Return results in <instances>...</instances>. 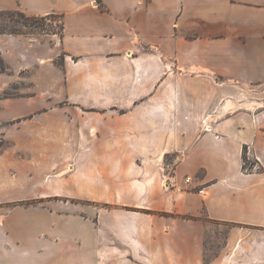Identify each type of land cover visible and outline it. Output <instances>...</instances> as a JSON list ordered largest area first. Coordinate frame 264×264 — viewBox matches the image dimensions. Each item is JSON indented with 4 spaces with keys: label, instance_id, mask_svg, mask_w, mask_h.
<instances>
[{
    "label": "crops",
    "instance_id": "0c3cea01",
    "mask_svg": "<svg viewBox=\"0 0 264 264\" xmlns=\"http://www.w3.org/2000/svg\"><path fill=\"white\" fill-rule=\"evenodd\" d=\"M13 8L61 33L0 35V142L25 174L8 181L37 190L11 200L47 217L0 222V264H264V97H241L264 92V0H0Z\"/></svg>",
    "mask_w": 264,
    "mask_h": 264
},
{
    "label": "rangeland",
    "instance_id": "374dc122",
    "mask_svg": "<svg viewBox=\"0 0 264 264\" xmlns=\"http://www.w3.org/2000/svg\"><path fill=\"white\" fill-rule=\"evenodd\" d=\"M13 10H21L19 8H13ZM47 18V20H46ZM46 18H42L39 21V24L36 25V27L33 28H29V27H24L22 28L23 31H26L28 33H26V36L31 37V38H37L41 41H45L44 39H49L48 41H45L47 46L50 48L53 46L52 44V40L50 39V37H52V35H54V37H57L56 35H59L61 33V17L59 15H47ZM16 19H19L20 21H23V18L20 15H16ZM19 23V22H18ZM50 51V49H48ZM55 64H59L60 63V58H56L54 60ZM0 72H4V74H8L10 73L9 69L6 68V66L4 65L3 70L0 69ZM22 77H27L29 75V72H22L20 74ZM23 87H29V90L32 89V84L28 83V84H23L21 86L14 84L12 86H7L5 88L4 91H2L4 94L3 96H10V95H14V94H18L19 90L18 89H23ZM6 94V95H5ZM240 96V95H239ZM244 96V97H243ZM254 96L256 97L258 102H261L262 100H260L261 98L264 97V92L263 90L257 88L255 90V92L253 93V97L251 96V93H244L241 97H243L242 99L245 98V100H247V98H250L251 100L254 99ZM238 97V96H237ZM259 97V98H258ZM264 99V98H263ZM260 108L264 107V103L262 102V104L259 106ZM4 142H0V154L1 152H3V154L5 155V162L0 161V222L2 223H14L16 225H21V224H33V223H37V221L41 222L40 220L42 219H47V217L42 216L40 211H35V207H38L39 205H41L39 202L41 201V199L39 198H23V199H14L11 200V197H15L21 194L16 193V190L21 191V188H24L26 190L29 191H34L36 190L34 187L35 185L30 183V181L25 182L24 184L20 183L17 184L15 186V184H11L9 183V179L16 177L17 175H21L20 178H22V175H25L23 173L18 174V171L16 169V166H14V153H11L10 148L9 147H1L3 145ZM243 168L244 169H250L253 168V165L256 164V167L259 168V166H257V163H255V158H253V156L251 157L249 154V151L246 147L248 146H243ZM53 149V148H51ZM48 149L46 155V159L47 161L50 160V162H54V163H65V167H67L68 165L70 166V163L72 162L71 160V155L72 152H57V153H53L50 152ZM18 154V158H23L25 155L21 154V153H17ZM33 155V153H31V156ZM37 157V155L35 154V158ZM183 157V152H173L169 155L165 156V161L163 162V171H164V177H163V181H162V185L165 187V178L167 177V175H171V174H175V168L177 163L181 160V158ZM45 161V160H43ZM39 162H42L39 160ZM70 162V163H69ZM28 165H25L23 170L28 171L30 174L33 173L32 168L27 167ZM54 169V168H52ZM64 170H68L71 171L68 168H65ZM52 172L54 173V171L49 170L47 172V176H50L52 174ZM73 173L70 174V176H74L72 175ZM192 180V178H191ZM6 181H8V183H6ZM6 183V184H4ZM14 186L16 187V190H14ZM169 188H173V187H169ZM37 191V190H36ZM22 195H26V194H22ZM53 199V198H52ZM43 200V199H42ZM72 202L77 203V209H86V210H90L93 204H98L99 206H105L104 201H85V200H74ZM43 205V203H42ZM109 206V204H106ZM46 206V204H45ZM111 206V205H110ZM38 210V209H37ZM5 215H6V219H5ZM44 217V218H43ZM41 218V219H39ZM5 219V221H4ZM213 229V231H216L215 227H211ZM224 228H220L219 232H223ZM208 240L210 241H214L215 239L211 238L209 236ZM211 245H214L213 242L210 243ZM210 257V254L207 255V258Z\"/></svg>",
    "mask_w": 264,
    "mask_h": 264
},
{
    "label": "trees",
    "instance_id": "16d2710c",
    "mask_svg": "<svg viewBox=\"0 0 264 264\" xmlns=\"http://www.w3.org/2000/svg\"><path fill=\"white\" fill-rule=\"evenodd\" d=\"M17 14L23 18V21L16 19ZM42 18L45 19L46 16L29 15L22 10L0 9V35L1 34H14V35L26 34L28 32L23 31L22 28L36 27V25L39 24V21ZM3 68H4V63L0 59V69L3 70Z\"/></svg>",
    "mask_w": 264,
    "mask_h": 264
},
{
    "label": "built area",
    "instance_id": "2783aa9c",
    "mask_svg": "<svg viewBox=\"0 0 264 264\" xmlns=\"http://www.w3.org/2000/svg\"><path fill=\"white\" fill-rule=\"evenodd\" d=\"M253 167L255 168L256 167V164L255 165H253ZM184 182L186 183V184H188V183H190L191 182V177L190 176H185L184 177ZM174 186H176V179H175V174H169V175H167V177L165 178V187L166 188H169V187H174ZM199 193L200 194H205V191H204V188L202 187V188H199Z\"/></svg>",
    "mask_w": 264,
    "mask_h": 264
}]
</instances>
